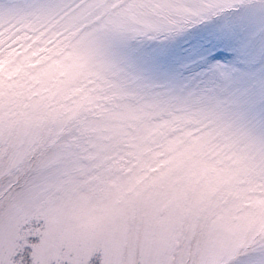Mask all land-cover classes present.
<instances>
[{"label":"snow or ice","instance_id":"6c2138e0","mask_svg":"<svg viewBox=\"0 0 264 264\" xmlns=\"http://www.w3.org/2000/svg\"><path fill=\"white\" fill-rule=\"evenodd\" d=\"M0 264H264V0H0Z\"/></svg>","mask_w":264,"mask_h":264}]
</instances>
